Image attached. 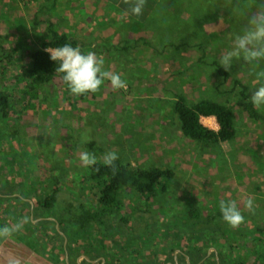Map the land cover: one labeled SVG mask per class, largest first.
Wrapping results in <instances>:
<instances>
[{
	"label": "rangeland",
	"instance_id": "obj_1",
	"mask_svg": "<svg viewBox=\"0 0 264 264\" xmlns=\"http://www.w3.org/2000/svg\"><path fill=\"white\" fill-rule=\"evenodd\" d=\"M233 2L157 0L153 8L144 6L141 15L146 18H137L134 25L135 20L110 2L97 9L95 0H87L78 9L71 8L73 0H0V91L10 97L5 115L0 111V162L18 174L13 183L22 180L26 185L33 173L40 179L57 175L63 191L54 210L65 219L75 218L79 201L93 210L98 199H93L95 184L86 182L90 167L80 160L89 142H95L96 156L112 151L134 168L159 166L174 173L172 183H161L171 184L167 191H157L153 198L127 188L121 206H100L105 213L81 237L65 239V256L48 253L55 264H171V253L176 264L178 259L188 262L193 248H200L203 256L197 260L208 264L264 256V108H255L260 120L244 112L234 80L251 96L248 68L221 67L228 73L223 77L213 65L220 66L218 58L228 50L231 34L245 23L243 16L229 15ZM48 22L83 43L87 52L94 51L126 87L114 90L106 81L97 93L81 99L58 78L44 85L22 80L19 73L29 64L28 54L41 50L47 39ZM127 45L133 47L123 50ZM180 92L190 102L202 98L232 107L235 139L214 148L186 139L170 108ZM81 187L86 196L72 197ZM228 200L236 201L244 217L240 226L225 223L190 239V206L196 205L205 217ZM11 212L13 221H19L20 214ZM26 213L32 219L29 209Z\"/></svg>",
	"mask_w": 264,
	"mask_h": 264
},
{
	"label": "trees",
	"instance_id": "obj_2",
	"mask_svg": "<svg viewBox=\"0 0 264 264\" xmlns=\"http://www.w3.org/2000/svg\"><path fill=\"white\" fill-rule=\"evenodd\" d=\"M117 8L127 15L130 19L135 20L134 25L138 24L137 18L144 20L146 15L132 16L130 14V6L134 0H109ZM157 0H145L144 6L146 8L155 7ZM147 10V9H146ZM145 13V8L143 9V14ZM230 15V14H229ZM47 39L43 43L41 50H36L28 54L29 64L23 65L19 76L22 80L28 82L29 84L44 85L51 83L54 79L58 78L61 83L67 87L62 80V74L55 71L56 64L50 60L48 53L45 52L46 48L49 47H58L63 44H69L73 47H79L82 52H87L83 43L70 38L65 33H59L56 31L51 23H47ZM194 37V36H193ZM145 44L146 42L143 41ZM125 43V42H124ZM137 41L134 43V46L137 45ZM133 47V45H127L122 47L123 50L128 51ZM173 47V46H172ZM175 51L178 50V47H175ZM218 67V72L223 77H227L228 73L223 72L222 68L218 64H213ZM235 87L240 88V95L243 99V109L252 119L260 120L263 117L257 110L252 106L250 102V95L248 94V88L240 83L239 80H234ZM88 95H82L81 99H85ZM10 97L7 93L0 91V111L5 115V112L10 108ZM172 114L177 118L179 123V130L182 135L191 141L202 142L206 147L214 148L220 143H230L236 137L235 130V114L232 107L228 106L226 103L220 101L208 100V99H198L195 102H190L184 93H177L175 100L170 105ZM213 117L216 120L218 125V130H213L208 127H205L201 123V118ZM85 151L93 154L96 157V164L90 167V174L86 182H93L95 184V189L97 190L93 196L95 200L94 209H90L82 201H79L77 207V215L75 218H72L70 215L68 217L60 216L54 209L56 203L59 201V195L63 191V182L55 174L47 177L37 178L35 174L28 175L25 184L21 180L20 183H13L12 189L8 188V192L4 193L0 190V205L4 208L10 206L11 210H15L20 215V220H27L23 224V227L20 231L16 232V236L27 243L29 246L35 248H41L46 257L55 263L54 259H51L49 256L50 251H53V255L57 257L65 256L68 252L67 243L64 242L65 239L69 240L71 237H81V235L86 231L88 224L94 222L98 219L101 213H105L99 209V207H115L117 203L121 206L123 201L120 200V196L124 194V190L127 188L130 189L134 194L139 196H144L147 199L153 198L154 193L157 191H167L169 185L163 184V181L167 183H172L174 173L171 169H164L159 166H153L150 168H141V167H132L129 162H123L121 158H118L111 166L105 165L103 158L101 156H96L94 152L95 142H89ZM99 151V150H98ZM5 165V163L0 162V167ZM8 167V165H7ZM9 175V174H8ZM17 178V173H14L13 179ZM9 180V178H8ZM42 184V186H40ZM17 186V187H16ZM91 186V185H89ZM40 188V189H39ZM17 189V191H16ZM85 187H81L78 190H74L72 197L75 196V199L83 198L86 196ZM97 194L98 197L96 196ZM67 197V196H66ZM74 205L69 204L70 208H73ZM0 207L2 214L7 216V211H4ZM75 207V206H74ZM9 208V207H8ZM7 208V209H8ZM29 209V215L32 216V219L28 220L26 217V210ZM18 210V211H17ZM189 221L193 223L194 226L198 224H203L202 227H194L192 230L193 239L194 234H199L200 236H205V233H213L216 230L220 229L221 225H224L225 222L221 219L219 209L213 211L209 215L203 217L200 213V210L196 205L190 206L188 210ZM8 216L10 219H14L13 212L8 211ZM204 219V221H201ZM34 220H39L34 223ZM218 220L220 225L213 226L214 222ZM14 224L18 221H13ZM222 229V228H221ZM48 231V232H45ZM264 234V233H263ZM79 242L75 245H77ZM191 247H193L191 242ZM76 252V249L73 250ZM200 248H193L191 253L193 256H188L189 261L183 259L184 261L177 260L176 264H208V262L203 263L200 255ZM81 252V251H80ZM49 253V254H48ZM63 253V254H61ZM78 256L81 253L77 254ZM164 256V255H162ZM173 257L172 253L170 257ZM257 258H255V257ZM250 256L248 260L242 261L241 259L234 264H264V256L254 255ZM171 257V264H174ZM196 257V258H195ZM219 257V256H218ZM196 259V260H195ZM167 262V258L165 259ZM196 261V262H194ZM84 264L86 261H82ZM217 261L214 262V264ZM88 263V262H87ZM65 264V263H63ZM67 264H72L68 262ZM74 264V263H73ZM75 264H77L75 262ZM88 264H91L90 262Z\"/></svg>",
	"mask_w": 264,
	"mask_h": 264
},
{
	"label": "clouds",
	"instance_id": "obj_3",
	"mask_svg": "<svg viewBox=\"0 0 264 264\" xmlns=\"http://www.w3.org/2000/svg\"><path fill=\"white\" fill-rule=\"evenodd\" d=\"M145 0H134L130 6L132 16H140ZM230 16H243L245 23L232 33L228 50L219 56L220 67L228 71L234 64L248 68L253 87L250 90V102L254 108H264V0H234L229 9ZM49 58L56 64L55 71L62 74V80L69 92L76 96L95 94L107 81L114 90L124 89L126 82L119 73L104 68V61L94 51L82 52L79 47L63 44L45 49ZM118 159L115 152L103 154L105 165L111 166ZM81 162L86 166L96 164V157L84 151L80 154ZM248 208L252 201L248 200ZM221 219L232 228L243 222L235 200L221 201L219 204ZM27 220L18 221L14 225L0 226V240L10 238L20 231Z\"/></svg>",
	"mask_w": 264,
	"mask_h": 264
},
{
	"label": "crops",
	"instance_id": "obj_4",
	"mask_svg": "<svg viewBox=\"0 0 264 264\" xmlns=\"http://www.w3.org/2000/svg\"><path fill=\"white\" fill-rule=\"evenodd\" d=\"M73 1L74 2L76 1V3H72L71 8H76L78 6L80 7L87 0H83L84 2H80L79 4L78 2L81 0H73ZM109 2H110L109 0H95V5L97 9L101 7L104 8ZM111 3L112 2H110L109 5L112 6ZM79 7L78 9L84 8V7L81 8ZM85 15L89 16L86 12ZM113 16H115V14H113ZM201 119L203 124L206 123L208 125H211L212 127L218 126L217 124L215 125L216 120L214 121L213 117L212 118L202 117ZM13 177H14V172L13 175L9 173V168H7V164L2 165L0 167L1 191L6 193L8 192V188L12 189L14 182ZM26 185H28V183H26ZM0 207L2 206L0 205ZM2 209H4V211H7V216H4L0 209V226L14 225L13 219L12 218L10 219V216H8V211L11 212L12 208H10V206L7 205L6 208L2 207ZM0 264H55V263L46 257L45 252L41 248H35L33 246L31 247L27 245V243L19 239L14 233L10 238L5 240H0Z\"/></svg>",
	"mask_w": 264,
	"mask_h": 264
}]
</instances>
